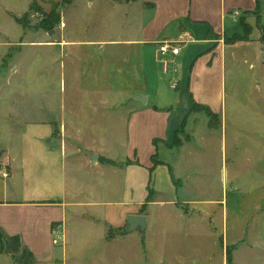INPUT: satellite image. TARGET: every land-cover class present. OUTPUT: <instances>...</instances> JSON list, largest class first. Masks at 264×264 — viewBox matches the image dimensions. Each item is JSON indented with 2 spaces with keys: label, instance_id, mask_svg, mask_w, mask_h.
Here are the masks:
<instances>
[{
  "label": "rangeland",
  "instance_id": "obj_1",
  "mask_svg": "<svg viewBox=\"0 0 264 264\" xmlns=\"http://www.w3.org/2000/svg\"><path fill=\"white\" fill-rule=\"evenodd\" d=\"M63 1L67 0H0V42L10 43L0 45V57L7 55L8 63L20 65L23 71L18 75L19 85L42 90L18 97L22 102L33 97V106L38 105L41 116L61 105L58 94L61 73L54 74L47 67V47L25 46L19 52L18 41L37 40L43 37L41 32L50 31L44 30L41 23L50 18L52 6L60 18L51 30L59 31L67 23L68 33L71 25L77 38L93 37L97 31L110 36L112 32L110 11L98 0H71L68 4ZM32 3L40 11L34 9L23 18ZM232 15L235 27L223 38L226 45L223 75L215 69L205 80L200 78V86L195 91L197 98L200 94L207 100L203 106L212 114L208 116L203 107H196L195 99L187 92L191 60L177 88H170L166 81V92L159 97L160 104L166 105V101L172 104L171 123L177 130L167 145H176L170 149L162 141L156 142L157 153L150 160L155 165L136 167L140 172L135 174L137 187L134 189L129 184L122 188L119 168L113 171L112 167L103 165L94 176L101 183L98 189L104 199L121 201L129 196L134 203L151 200L150 205L142 208L148 216L145 230L126 232L124 223L108 232V238L115 240L109 253L110 264H264V58L259 57L264 51V32L255 23L259 20L258 9ZM115 32L126 34L121 27ZM96 48L77 49L66 65L67 77L76 80L77 85L80 79L90 85L96 72L102 73L103 86L110 81L121 90L118 97L115 93L103 92V100L120 104L117 114L113 115L116 121L112 135L79 142L105 151L113 164L124 166L134 153L131 144L139 146L136 153L140 158L148 145L146 126L138 131L135 125L137 132L132 141L126 135L129 109L137 105L133 101L136 95L131 92V82L135 84L137 77L133 81L131 66L127 70V49L120 48L115 58L110 46L103 54ZM111 62L119 70L113 72V77L109 72ZM75 92L71 96L66 92V110L80 118L85 114L82 103L95 94L80 93L77 88ZM136 115L146 121L150 117L146 110ZM141 125L144 126L142 122ZM79 147L84 149L83 145ZM81 159L82 154L70 160L72 178L88 181L92 176L81 166ZM167 200L175 202L170 204ZM76 226L72 222V227ZM101 236L100 230L95 229L89 243L103 244ZM72 242V245L84 243L81 238ZM84 256L83 253L81 259Z\"/></svg>",
  "mask_w": 264,
  "mask_h": 264
},
{
  "label": "crops",
  "instance_id": "obj_2",
  "mask_svg": "<svg viewBox=\"0 0 264 264\" xmlns=\"http://www.w3.org/2000/svg\"><path fill=\"white\" fill-rule=\"evenodd\" d=\"M98 1L110 11V36L97 31L93 37L77 38L71 25L68 33L67 23H63L59 31L53 32L55 38L41 32L42 38L19 40L17 43L19 52L25 46L47 47V67L54 74L61 73L58 85L61 105L53 107L46 116L39 115L38 105L33 106V97L25 102L18 101V97H24L23 94H37L42 90L19 85L18 75L23 71L20 65L5 62L4 55L0 57V264H110L109 253L115 240L108 238V232L126 224L128 215L144 214L142 208L145 204L146 207L150 205L151 200L134 203L129 196L121 201L104 199L98 189L101 183L94 176L103 165L112 167L113 171L119 168L122 188H127L128 184L132 189L137 187L135 174L140 171L136 167H154L155 162L151 164L150 160L157 153L156 142L162 141L170 149L176 145H167L177 129L172 128L171 102L166 101V105L159 102V97L166 92L164 83L169 81L170 88L173 82L178 86L184 79L188 62L192 60L187 92L190 98L192 94L197 105L203 106L207 100L200 94L197 98L195 94L200 86L198 81L201 77L205 80L215 69L223 75L226 54L223 38L235 27L232 13L258 9L259 20L255 23L264 32V0ZM120 27L126 34L115 32ZM163 40L177 43L180 46L178 54L164 59L160 57L157 45ZM9 44L0 42L1 46ZM82 46H96L102 54L110 46L115 58L120 48L129 52L125 59L127 70L131 66L130 74L137 77L135 84L131 82L132 95L145 96L146 102L133 99L137 105L129 109L126 135L132 141L137 132L135 125H138V131L146 126L149 134L142 158L137 155L139 146L131 144L134 153L128 157L130 162L127 165L113 164L105 151L79 142L84 139L102 140L113 134L116 121L113 115L117 114L120 102L103 100L102 95L103 92L115 93L118 97L121 92L110 81L103 86L100 72H96L90 85L81 79L77 85L76 80L67 77L66 65ZM109 72L111 77L113 72H119L113 68L112 62ZM76 88L80 93L95 94L94 98L82 103L85 114L82 113L80 118L66 110V92L71 96ZM140 110L149 112L147 121L136 115ZM154 139L156 142L153 143ZM71 141L78 142L72 144ZM81 154V166L89 172L88 176H92L88 181L72 178L69 168L70 160ZM92 154L98 155L96 162L90 160ZM3 166L8 170L7 176L2 175ZM118 189L119 186L115 191ZM111 192H114L113 188ZM121 192L124 195V190ZM166 202L172 204L175 201ZM72 222L77 225L75 228ZM54 225L60 227L63 235L57 245L52 243ZM95 229L100 230L103 244L89 243ZM78 238L84 243L72 245V241ZM83 253L85 256L81 259Z\"/></svg>",
  "mask_w": 264,
  "mask_h": 264
},
{
  "label": "built area",
  "instance_id": "obj_3",
  "mask_svg": "<svg viewBox=\"0 0 264 264\" xmlns=\"http://www.w3.org/2000/svg\"><path fill=\"white\" fill-rule=\"evenodd\" d=\"M157 49H158V53L160 55V57H168V56H173V55H177L179 50H180V46L175 43L174 41H170V40H163L160 41L157 45ZM172 88H176L177 87V83L173 82L171 84ZM2 164V162H1ZM2 175L3 176H7L8 175V170L5 166H3L2 169ZM60 227L58 225H54L52 227L51 233H52V243L53 244H59L60 240L62 238V232L60 231Z\"/></svg>",
  "mask_w": 264,
  "mask_h": 264
},
{
  "label": "water",
  "instance_id": "obj_4",
  "mask_svg": "<svg viewBox=\"0 0 264 264\" xmlns=\"http://www.w3.org/2000/svg\"><path fill=\"white\" fill-rule=\"evenodd\" d=\"M53 32L54 30H50L48 32V35L49 37H53ZM261 59L264 58V51H262L260 53V56H259ZM135 99L137 101H141L142 103H145L146 102V97L145 96H142V95H136L135 96ZM90 160L92 162H96L98 160V155L96 154H92L90 156ZM147 215L145 214H130L127 216L126 218V232H131V231H134V230H145L146 229V225H147Z\"/></svg>",
  "mask_w": 264,
  "mask_h": 264
},
{
  "label": "trees",
  "instance_id": "obj_5",
  "mask_svg": "<svg viewBox=\"0 0 264 264\" xmlns=\"http://www.w3.org/2000/svg\"><path fill=\"white\" fill-rule=\"evenodd\" d=\"M127 1V0H126ZM63 3H71V0H67V1H63ZM35 9V11H40L37 7H35V5H34V3H32L31 5H30V7H29V10L26 12V13H24V15H23V18H27L28 17V14H29V12L30 11H32V10H34ZM49 15H50V18L48 19V20H46V21H44V23H41L42 24V28L44 29V30H46V31H49V30H51V29H53L54 27H55V25L57 24V22L59 21V18H60V16H59V13L56 11V10H54V7L52 6V8H51V11H50V13H49ZM22 25H23V23H22ZM24 26V25H23ZM7 56V55H6ZM6 56L4 57V61L5 62H7L6 61ZM201 105H197L196 104V107H200ZM201 107H203V109H204V111L206 112V114L208 115V116H210L211 114H212V112H211V110L209 109V108H207V107H205V106H201ZM176 139V137H174V140ZM154 142H156V140L154 139L153 140V143Z\"/></svg>",
  "mask_w": 264,
  "mask_h": 264
}]
</instances>
